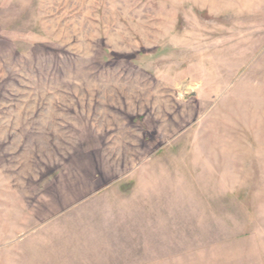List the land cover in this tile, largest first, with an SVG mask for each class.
Here are the masks:
<instances>
[{"label": "rangeland", "instance_id": "1", "mask_svg": "<svg viewBox=\"0 0 264 264\" xmlns=\"http://www.w3.org/2000/svg\"><path fill=\"white\" fill-rule=\"evenodd\" d=\"M0 264H264V0H0Z\"/></svg>", "mask_w": 264, "mask_h": 264}]
</instances>
